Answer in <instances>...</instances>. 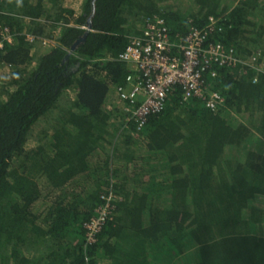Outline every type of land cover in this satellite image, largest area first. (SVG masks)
<instances>
[{
  "label": "trees",
  "instance_id": "obj_1",
  "mask_svg": "<svg viewBox=\"0 0 264 264\" xmlns=\"http://www.w3.org/2000/svg\"><path fill=\"white\" fill-rule=\"evenodd\" d=\"M74 14L0 0V40L13 36L0 47V264H264V0H84ZM157 17L173 41L217 18L209 41L241 62L205 73L216 109L176 85L138 129L108 97L131 72L118 57ZM45 37L58 43L35 55Z\"/></svg>",
  "mask_w": 264,
  "mask_h": 264
},
{
  "label": "built area",
  "instance_id": "obj_2",
  "mask_svg": "<svg viewBox=\"0 0 264 264\" xmlns=\"http://www.w3.org/2000/svg\"><path fill=\"white\" fill-rule=\"evenodd\" d=\"M217 18L210 17V23L203 28H195L190 33L173 41L166 21L162 17L150 19L146 23L142 36H133L131 44L118 57L130 65L131 72L127 76L126 86L115 88L120 108L134 120L141 129L149 115L160 112L173 86L183 89L184 98H201L207 107L216 109L225 101V97L216 90H210L205 73L210 70L212 77L217 71L213 65L235 66L241 62L235 49L222 42L209 41L215 30ZM4 40L12 41V33L5 28L2 32ZM31 40L33 36H29ZM42 43L56 45L54 39L40 38ZM3 42V43H2ZM255 59V58H254ZM251 64V61H242ZM139 102L137 107H133ZM116 195L107 197V203L98 208V215L85 224L87 239L95 240V233L109 217L112 209L111 200Z\"/></svg>",
  "mask_w": 264,
  "mask_h": 264
},
{
  "label": "rangeland",
  "instance_id": "obj_3",
  "mask_svg": "<svg viewBox=\"0 0 264 264\" xmlns=\"http://www.w3.org/2000/svg\"><path fill=\"white\" fill-rule=\"evenodd\" d=\"M64 4L73 9V11H75V16L79 15L82 11H83V4H84V0H64ZM70 24L71 25H75V17L70 20ZM46 39H52V38H48L45 37ZM55 40V39H54ZM52 47V44H45L42 43L41 39L39 42H37L36 47L33 49L34 50V54L37 55V53H42L43 51L50 49ZM109 108H114L115 106L118 107L119 103L116 97V92L114 89H111L110 93H109V97H108V105ZM118 197V196H117Z\"/></svg>",
  "mask_w": 264,
  "mask_h": 264
}]
</instances>
